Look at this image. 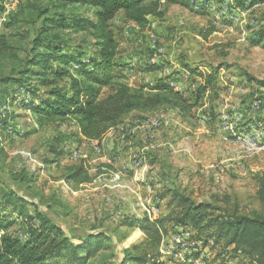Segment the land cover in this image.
Listing matches in <instances>:
<instances>
[{
    "label": "rangeland",
    "instance_id": "rangeland-1",
    "mask_svg": "<svg viewBox=\"0 0 264 264\" xmlns=\"http://www.w3.org/2000/svg\"><path fill=\"white\" fill-rule=\"evenodd\" d=\"M0 4V35L8 45L0 55V118L7 116L9 125L0 126L1 186L35 204L70 236H84L92 230L107 233L116 254L110 264H120L122 249L144 238L140 229L119 227V221L126 216L146 215L152 219L163 214L166 200L160 195L167 187L177 188L195 201L237 207L243 213L259 209L253 174L264 169V149H248L246 143L264 142V88L257 83L264 80V35L260 34L264 31V3H174L162 6L161 19L150 17L146 29L125 21L120 12L109 21L118 43L116 60L124 67L114 70L118 75H114V81L134 87L151 85L166 77L175 89L191 96L203 84V74L215 75L186 121L177 111L165 107L151 112L133 111L126 117L129 128L145 123L148 129H154L143 139L147 149L131 143L133 137L125 127H114L118 141L133 144L129 157L134 176L132 173L124 181L117 172L110 178L97 168L100 162L95 159L98 156L94 149L103 152V138L95 141L93 149L74 136L77 130L72 122L51 121L38 126L28 110L20 105H6L13 95L17 101L25 102L31 95L16 83L1 80L22 74L41 19L48 15L42 11L50 4L49 0H0ZM71 12L93 17V9L86 6H76ZM210 29L212 33L203 36ZM61 34L85 59L96 56L94 39L88 31L66 28ZM145 62L157 63L159 69L144 71ZM29 82L33 86L37 80L31 78ZM108 92L105 87L101 95ZM58 138L64 140L55 142ZM52 149L62 152L60 160H56ZM77 151L80 156L73 157ZM136 156L141 158L138 165ZM88 157L96 160L90 163L91 181H66L67 167ZM28 210L33 211V206H28ZM11 217L16 221L12 232L18 231L21 220L14 214ZM184 231L187 236L180 239L179 234ZM121 235L126 238L120 239ZM194 241L196 236L191 229L171 226L160 247L165 255L163 264L236 263L221 253V243L209 241L205 246L203 238H199L197 246L192 244ZM196 251L200 255L193 258Z\"/></svg>",
    "mask_w": 264,
    "mask_h": 264
},
{
    "label": "trees",
    "instance_id": "trees-1",
    "mask_svg": "<svg viewBox=\"0 0 264 264\" xmlns=\"http://www.w3.org/2000/svg\"><path fill=\"white\" fill-rule=\"evenodd\" d=\"M251 1L264 3V0ZM188 2L49 0V8L42 11L48 15L41 19L27 66L19 77L1 80L3 83H16L18 88H24L31 95L26 102L17 101L16 95L11 101H2H8L6 105L10 108L20 105L19 108L31 112L38 126L51 121H70L77 128L76 138L97 142L112 128L123 124L133 111L151 112L165 107L177 111L183 121L190 119L205 96L206 86L214 82V73L202 75L189 68L203 78V84L191 96L175 89L166 77L151 85L134 87L114 81V75L118 76L114 70H124V67L116 60L118 43L109 24L120 12L125 21L146 29L150 26V17L161 19L164 16L162 6ZM76 6L92 8L93 17L72 13ZM66 28L88 31L94 39L92 45L96 56L85 59L81 52L72 49L61 34ZM212 31L208 30L203 36L207 37ZM260 34L263 36L264 31ZM7 48V42L0 35V55ZM157 69V63L145 62L142 70ZM31 78L37 80L33 86L29 82ZM257 83L264 88V80ZM105 87L109 92L101 95ZM40 88L45 89L41 91ZM7 122V116L0 118V126L8 127ZM63 140L58 138L55 142ZM52 152L56 160L62 158V152L55 149ZM78 161L67 167L65 180L80 184L90 182V162L86 158ZM110 166L100 163L97 168H112ZM253 180L255 199L260 207L249 213L239 212L237 207H219L209 201H195L185 192L167 187L160 195L166 200L163 214L152 219L146 215L141 218L126 216L119 221V227H135L144 235L141 241L122 249L120 264H163L165 255L160 247L171 226L191 229L196 239L203 238L205 246L209 241L221 243V253L236 260L234 264H264V169L255 172ZM28 206H33V211H29ZM12 214L21 220V229L15 232L11 229L16 224ZM125 238V235L120 236V239ZM111 241L107 233L99 230L79 237L68 235L46 212L16 191L0 185V264H110L116 257ZM199 255L198 251L192 254L193 258Z\"/></svg>",
    "mask_w": 264,
    "mask_h": 264
},
{
    "label": "crops",
    "instance_id": "crops-1",
    "mask_svg": "<svg viewBox=\"0 0 264 264\" xmlns=\"http://www.w3.org/2000/svg\"><path fill=\"white\" fill-rule=\"evenodd\" d=\"M144 124L145 123H141L139 125H136L133 127L131 126V128H129L128 127L129 125L125 121L123 124L119 126L125 127L126 130H128V133L130 134V138L132 137L134 138V139L132 138L131 143L137 144L141 146V148L147 149L148 146L146 147L144 145L145 142L143 139H145V136L146 134H148V132L154 131V129L153 130L148 129ZM119 126H117L116 128L119 129ZM116 128H112L103 137V152L101 154L97 153L96 150L93 148V145L95 144L94 140L85 139L83 137H80V138L83 140L81 143L85 144L86 146L90 145L94 149L95 154L98 156L95 158L96 160H99L100 163L111 165L110 167L112 168H108V167L103 168L104 173L106 172V174L109 175L111 178L113 174L117 172L120 174L121 181H124L125 177H128L133 173L131 169L130 157H129L130 152L133 150L132 148L133 144L131 145L130 141H128L130 144L121 143L120 141H118L116 134H115L117 132ZM110 156H113V157L109 158ZM88 159L90 163L96 161L94 160V158H91V157H88ZM145 163H146V168H147L148 166L147 161H145ZM204 163H206V161H204ZM145 170H144V173H145ZM144 173L143 172L140 173L139 177L141 178L144 175ZM132 176H134V173ZM145 199H148V198L146 197Z\"/></svg>",
    "mask_w": 264,
    "mask_h": 264
},
{
    "label": "bare ground",
    "instance_id": "bare-ground-1",
    "mask_svg": "<svg viewBox=\"0 0 264 264\" xmlns=\"http://www.w3.org/2000/svg\"><path fill=\"white\" fill-rule=\"evenodd\" d=\"M258 102V101H257ZM258 131H260V130H258ZM262 134H264V131L262 130V132H261ZM261 137V136H260ZM238 141H241V138H239L238 139ZM257 142V141H256ZM241 144V143H240ZM239 145V144H238ZM252 146H254V147H259V148H252ZM243 147V146H242ZM246 148H250V149H252V150H255V151H259V150H262V149H264V142H258V143H246ZM80 153H79V151H77V152H75V153H73V157L74 156H80L79 155ZM247 155V154H246ZM140 161H141V158L140 157H135V163L138 165V164H140ZM177 238H179V237H177ZM176 242H180L179 241V239H176Z\"/></svg>",
    "mask_w": 264,
    "mask_h": 264
},
{
    "label": "built area",
    "instance_id": "built-area-1",
    "mask_svg": "<svg viewBox=\"0 0 264 264\" xmlns=\"http://www.w3.org/2000/svg\"><path fill=\"white\" fill-rule=\"evenodd\" d=\"M257 104V107H258V103H256ZM150 136H152V135H150ZM252 148H259V147H254V146H252ZM149 214H152V212H148ZM150 217V216H149ZM183 230L181 229V232H182ZM187 233L188 232H186V231H184L183 233H181V234H179V237H180V239H185V237L187 236ZM193 245H197V239H196V241H194V243H192ZM198 246V245H197ZM162 250V249H161Z\"/></svg>",
    "mask_w": 264,
    "mask_h": 264
}]
</instances>
